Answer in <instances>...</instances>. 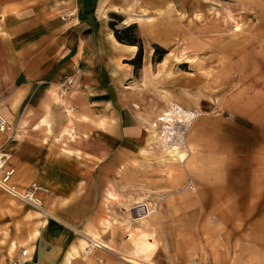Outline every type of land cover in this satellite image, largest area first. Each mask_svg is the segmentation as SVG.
<instances>
[{
	"label": "crops",
	"instance_id": "crops-1",
	"mask_svg": "<svg viewBox=\"0 0 264 264\" xmlns=\"http://www.w3.org/2000/svg\"><path fill=\"white\" fill-rule=\"evenodd\" d=\"M182 3L183 9L192 11L196 19L205 13L198 0ZM119 4L120 0H55L54 4L40 6L36 13L29 12L41 19L36 26L41 36L35 42L45 46L37 52L31 47L22 50L21 45L16 49L15 58L24 67L14 76L9 96L0 103V111L11 126L10 135H0V150L7 153L8 166L15 167V180L21 186L27 188L34 182L52 186L60 178L62 186L43 198L53 219L46 228L42 227L36 259L25 264H68V256L75 258L69 264H141L138 258L128 256L123 231H103L101 227V236L110 246L102 243L105 247L98 246L89 255L80 253L86 249V239L73 244L82 234L76 232L86 225H99L100 219L106 217L114 220L106 211L110 205L106 195L113 191L109 176L120 174V151L124 155V149H128L126 156L132 154L140 161L160 162L152 154H143L145 144L157 146L159 142L152 129L144 128L138 111L142 102L138 89L151 70L150 36L142 28L143 76L137 82L130 61L138 45L118 41L110 25ZM169 7H173L171 3L157 9L163 22L151 26V31L178 36L182 33L179 17L185 13L177 16L182 9L174 4L175 12L165 16ZM7 11L19 14L13 7ZM229 12L230 9L216 18L220 24L214 34L219 38L236 31ZM142 16L146 14L139 19ZM133 19L124 16L118 28L138 21ZM236 19L241 31L242 24L239 17ZM207 26L206 23L199 31H209ZM190 29L194 31L192 26ZM190 39L197 40L193 36ZM246 43L245 40L242 46ZM236 45H241L240 41ZM227 46L221 42L215 48L224 50ZM23 51L25 55L31 53L30 57ZM158 64L163 72L170 61L164 59ZM67 76L74 77V82L64 93L61 84ZM254 98L250 101L240 90L226 94L218 102L193 101L202 110L196 105L187 107L189 101L180 102L201 112L189 131L187 144L195 154L187 163L198 184V213L215 218L223 226L244 228L248 224L239 241V246L245 248L264 247V103L260 96ZM185 150L187 147L174 154H180L177 159L183 163L190 153ZM138 170L140 173V167ZM121 218H117L120 223ZM155 231L150 232L157 242L152 262L165 264L164 260L176 254L184 261L191 257L193 249L178 247L167 233L168 246H162L161 235ZM126 253L131 263L118 256ZM242 259L233 260L239 263Z\"/></svg>",
	"mask_w": 264,
	"mask_h": 264
},
{
	"label": "rangeland",
	"instance_id": "rangeland-1",
	"mask_svg": "<svg viewBox=\"0 0 264 264\" xmlns=\"http://www.w3.org/2000/svg\"><path fill=\"white\" fill-rule=\"evenodd\" d=\"M183 1L120 0L118 11L115 12L123 17L128 16L133 17L135 21L138 20L132 23L136 24L137 31L130 35L140 36L142 39L140 33L142 28H145V33L150 36L151 47H148V51L152 49L153 52L152 60L150 56L151 70L143 80L141 89L137 88L142 97L138 108L140 120L145 125L144 128L149 130L156 113L173 103L181 104L186 110H191L187 108L188 105L191 107L196 105L202 110L200 104L193 101L214 102L215 99L218 102L226 94H234L240 90L248 95L250 101L257 95L264 103V0H198L205 8L201 19H196L192 11L184 10ZM54 2L55 0H0V103L9 96L14 86V76L24 67L15 58L18 46L21 45L22 50L31 47L33 52L45 46L35 42L41 36L36 31V26L41 19L34 18L29 12L36 13L40 6L54 4ZM168 3H171L173 7H169V11H167L168 8L164 11L165 16L175 12L174 4L182 9L176 13L177 16H180L181 12L185 13V16L182 14L183 18L179 17L182 33L180 32L178 36L151 31V26L163 22L157 9L162 6L167 7ZM12 7L17 9L16 12L19 14L5 12ZM228 9H234L232 12L241 16L239 21L242 24V30L226 32L227 34L223 36L226 38L224 41L223 37L219 38L218 34H214V29H217L220 24L216 18L221 17V14L225 15ZM218 10H220L219 14H217ZM144 13L146 16L139 19ZM206 23L209 31L200 32L199 29ZM125 26L127 25L122 27ZM190 26L194 31L190 29ZM183 29L187 30L186 33ZM189 36L197 40L190 39ZM245 40L247 43L242 46ZM238 41L241 45L237 47ZM221 42H225L228 46L224 50H217L215 46ZM259 42L263 45L262 47ZM157 45L167 51L164 59L170 61V66L163 72L159 71L158 63L161 61L154 62V50ZM23 52L24 56L30 57L31 53L25 55V51ZM158 54L159 50L156 55ZM190 56L193 57V61ZM141 69L142 67L138 75L135 74L137 82L143 76ZM188 101L190 103L187 107L180 103ZM225 114L232 118L231 113L225 112ZM195 122L190 130L194 128ZM3 134L10 135L9 131L0 132V135ZM151 146L145 144L146 152L143 154H152L160 162L143 160V158L140 161L132 154L131 157H127L128 149H124L126 153L124 155L121 151L119 152L120 174L109 176L113 191L109 190L106 195L110 203L106 211L109 216L114 217V220L108 217L101 218L99 225L90 223L76 232V234H82L73 244H78L81 239H86L88 242L86 249L81 250L80 253L89 255L90 251L102 246V243L110 246L101 236L102 227L103 231L112 230L115 233L123 231L124 239L128 242L127 251L130 253L128 256L138 258L141 264H157L155 260L152 262L157 252V242L150 233L156 229L157 234L161 235L162 246H168L166 235H172L175 245L193 249L190 258L200 256L208 264H264V247L239 246V241L246 234L244 231L248 224H245L244 228L234 227L233 224L223 226L211 216L199 215V202L196 201L198 184L195 182L190 162L187 163L191 160L190 156L195 154H191L190 149L185 150L187 154L190 153L183 163L177 159L180 154L174 155L179 151L170 155L167 151L160 149L159 143L157 146L153 144L150 148ZM54 151L60 154V150ZM56 181H59L58 184L53 183L52 186L44 183L49 189L45 197L52 189L61 188V178ZM42 206L38 208L27 205L0 189V264H14L16 260L22 259L21 253L24 249L28 250L29 255L26 261L36 259L42 227L46 228L51 218L53 219L52 213L48 211L44 203ZM119 216H122V223L119 222L120 219H117ZM37 230L39 234L33 237ZM118 256H123L125 261L128 258L127 253ZM241 256L242 262H234V258ZM190 258L184 261L176 254L164 261L165 264H188ZM126 262L131 263L130 260Z\"/></svg>",
	"mask_w": 264,
	"mask_h": 264
},
{
	"label": "built area",
	"instance_id": "built-area-1",
	"mask_svg": "<svg viewBox=\"0 0 264 264\" xmlns=\"http://www.w3.org/2000/svg\"><path fill=\"white\" fill-rule=\"evenodd\" d=\"M74 82V77L67 76L61 87L65 91ZM181 104L173 103L166 109L158 112L153 119L150 127L158 137V142L161 148L172 150L176 146L184 149L187 146L188 134L194 124V121L199 117L198 110H192L193 116L189 115L190 111L185 110ZM9 126L6 118L0 111V131L7 132ZM16 169L13 166H8L7 154L0 150V189L5 191L11 197L20 200L21 202L34 207L42 208L44 199H40L39 193L45 192V186L39 183H32L25 189H20L19 184L15 181ZM22 259L16 260L14 264H25L28 259V250L24 249L21 253ZM188 264H208V262L200 256H194Z\"/></svg>",
	"mask_w": 264,
	"mask_h": 264
},
{
	"label": "trees",
	"instance_id": "trees-1",
	"mask_svg": "<svg viewBox=\"0 0 264 264\" xmlns=\"http://www.w3.org/2000/svg\"><path fill=\"white\" fill-rule=\"evenodd\" d=\"M113 20L110 21L111 27L114 29L115 37L118 41L124 42L131 45H138V50L135 55V58L130 61L131 64L134 66V73L138 75L139 69L142 67L143 60H144V43L143 40L140 38V36H132L130 33L137 31L136 24H130L125 27H120V23L123 21V16L120 14H113ZM160 48V49H158ZM159 50V54H157ZM167 51L163 49L162 47H159L157 45V48L154 50V62H162V60L165 57V54Z\"/></svg>",
	"mask_w": 264,
	"mask_h": 264
},
{
	"label": "bare ground",
	"instance_id": "bare-ground-1",
	"mask_svg": "<svg viewBox=\"0 0 264 264\" xmlns=\"http://www.w3.org/2000/svg\"><path fill=\"white\" fill-rule=\"evenodd\" d=\"M252 4V3H251ZM203 7V6H202ZM247 9V8H246ZM234 9H230V12L228 13V17H229V19L235 24V30L236 31H239L240 29V24L239 23H237V19H236V16L237 17H241L238 13H235V12H232ZM235 10H236V8H235ZM237 11H239V9L237 10ZM248 11V10H247ZM219 12V11H218ZM245 12V11H244ZM252 13V12H251ZM222 15V14H221ZM215 18V17H214ZM223 20V19H222ZM225 22V21H224ZM62 91H64V93L66 92L65 91V89H63L62 88ZM186 110V109H185ZM187 111H190L189 112V115L190 116H193L194 115V113L195 112H193L192 110H187ZM197 119V118H196ZM196 119H195V121H196ZM194 121V122H195ZM1 132V131H0ZM8 132V131H7ZM2 133H5V132H2ZM189 137V136H188ZM187 144H188V141H187ZM159 147H160V145H159ZM182 147H179V146H176L175 148H173L172 150H166V149H163V148H161L160 147V149H162L163 151H167L170 155H173L174 154V152H177L178 151V149H181ZM188 150L187 151H189V148H187ZM174 150H176V151H174ZM7 154V153H6ZM182 158V157H181ZM183 160H184V158H183ZM16 182H17V180H15ZM18 183V182H17ZM19 184V183H18ZM43 185V184H42ZM43 186H45L46 187V185H43ZM19 187H20V189H25V187H23V186H21L20 184H19ZM46 189H47V187H46ZM48 190L49 189H47L45 192H40L39 193V197H40V199H43V198H45V195L47 194V192H48ZM131 209V208H130ZM39 234V230H37L36 232H35V235L34 236H37ZM102 246H104L105 247V245H102ZM72 259H75V258H72V257H67V263L69 264L70 262H72L71 260Z\"/></svg>",
	"mask_w": 264,
	"mask_h": 264
}]
</instances>
